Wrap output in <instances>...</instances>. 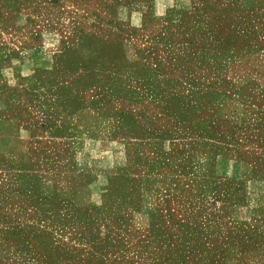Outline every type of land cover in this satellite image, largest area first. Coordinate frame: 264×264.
Masks as SVG:
<instances>
[{
  "label": "rangeland",
  "instance_id": "374dc122",
  "mask_svg": "<svg viewBox=\"0 0 264 264\" xmlns=\"http://www.w3.org/2000/svg\"><path fill=\"white\" fill-rule=\"evenodd\" d=\"M0 264H264V0H0Z\"/></svg>",
  "mask_w": 264,
  "mask_h": 264
}]
</instances>
